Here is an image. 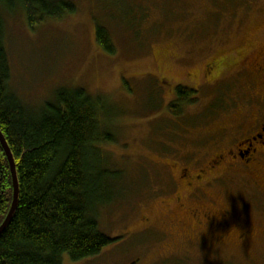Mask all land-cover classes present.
<instances>
[{"label": "rangeland", "instance_id": "rangeland-1", "mask_svg": "<svg viewBox=\"0 0 264 264\" xmlns=\"http://www.w3.org/2000/svg\"><path fill=\"white\" fill-rule=\"evenodd\" d=\"M70 2L75 13L32 31L17 0H0L10 90L36 112L58 90L82 89L106 102L101 115L116 137L106 150L121 174L101 181L96 210L99 231L112 243L79 262L64 256L62 264H264V178L218 170L194 196L173 167L205 166L231 140L233 113L263 103L261 83L235 71L264 48V0ZM97 27L114 55L98 50ZM179 87L197 95L175 117L170 106ZM226 203L230 232L203 237L181 226L190 208Z\"/></svg>", "mask_w": 264, "mask_h": 264}, {"label": "trees", "instance_id": "trees-1", "mask_svg": "<svg viewBox=\"0 0 264 264\" xmlns=\"http://www.w3.org/2000/svg\"><path fill=\"white\" fill-rule=\"evenodd\" d=\"M17 4L32 31L76 9L70 0ZM95 42L102 53L115 54L104 29L96 28ZM10 76L0 15V132L13 156L19 189L17 210L0 235V264H62L64 256L72 262L95 257L112 243L97 223L96 210L103 206L100 184L121 174L106 150L116 143L101 115L106 102L82 89H60L52 102L34 112L10 90ZM175 92L177 102L170 107L177 117L178 109L196 101L197 93L181 87ZM12 193L10 168L0 145V226Z\"/></svg>", "mask_w": 264, "mask_h": 264}, {"label": "flooded vegetation", "instance_id": "flooded-vegetation-1", "mask_svg": "<svg viewBox=\"0 0 264 264\" xmlns=\"http://www.w3.org/2000/svg\"><path fill=\"white\" fill-rule=\"evenodd\" d=\"M239 53L240 58L244 57ZM238 70L235 73L243 74L253 79H257L264 88V48L251 52L244 57L238 65ZM222 69L217 68V72ZM216 71L215 64L210 65L207 68L205 79L207 85H209L208 78L212 73ZM216 79V78H215ZM256 100V99H255ZM263 103H261L258 111H249L248 113L238 115L233 113L232 126L230 127L231 140L230 145L227 146L229 141H224L223 131L229 132L228 129L223 128L220 133L219 140L227 142L222 146L219 153L214 159L208 161L202 168L196 170L190 168H182L179 166H173L178 172V182L183 190L188 194L199 196L195 193H202L206 190V186L212 184L210 176L214 175L218 170H237L240 171L249 180H256L264 178V93L262 95ZM243 133L240 134V132ZM178 208L184 207L181 204V200L178 199ZM188 214L190 222L187 224L182 223L181 226L185 228L190 225L194 228V235L196 236H213L218 235L220 231L230 232V214L228 212L221 213L219 218L213 216L217 214L219 210H209L200 208H190L185 211ZM174 214V212H173ZM174 218L171 223L177 222ZM181 223V221H178ZM206 224V231L204 232V226ZM230 230V231H229ZM223 236L218 237L222 239ZM243 236L237 239H242Z\"/></svg>", "mask_w": 264, "mask_h": 264}, {"label": "water", "instance_id": "water-1", "mask_svg": "<svg viewBox=\"0 0 264 264\" xmlns=\"http://www.w3.org/2000/svg\"><path fill=\"white\" fill-rule=\"evenodd\" d=\"M0 145L4 151V154L7 158L9 168H10V174H11V179H12V187H13V193H12V202L9 208V211L7 213V216L3 223L0 226V235L6 230V228L9 226L16 210L18 207V195H19V189H18V179H17V173H16V167H15V162L13 159V156L10 152V149L3 137V135L0 132Z\"/></svg>", "mask_w": 264, "mask_h": 264}, {"label": "clouds", "instance_id": "clouds-1", "mask_svg": "<svg viewBox=\"0 0 264 264\" xmlns=\"http://www.w3.org/2000/svg\"><path fill=\"white\" fill-rule=\"evenodd\" d=\"M228 211V205L227 203L219 210V212L217 214H213V216H216L217 218H219L221 213H226ZM206 231V224L204 226V232Z\"/></svg>", "mask_w": 264, "mask_h": 264}]
</instances>
